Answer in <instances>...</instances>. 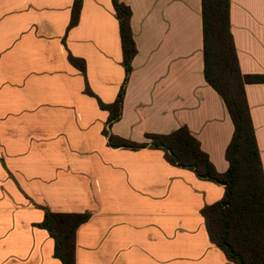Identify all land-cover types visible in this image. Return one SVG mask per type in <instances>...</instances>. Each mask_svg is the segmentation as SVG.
<instances>
[{"label": "crops", "instance_id": "crops-1", "mask_svg": "<svg viewBox=\"0 0 264 264\" xmlns=\"http://www.w3.org/2000/svg\"><path fill=\"white\" fill-rule=\"evenodd\" d=\"M0 0V264H62L39 227L45 210L90 213L76 264H235L201 211L225 187L170 164L163 150L112 147L105 130L151 144L187 126L220 173L234 123L204 75L202 0H122L138 53L121 119L108 127L126 71L113 0ZM244 75H264V0H231ZM83 59L87 77L69 60ZM264 168V83L246 84Z\"/></svg>", "mask_w": 264, "mask_h": 264}, {"label": "trees", "instance_id": "trees-1", "mask_svg": "<svg viewBox=\"0 0 264 264\" xmlns=\"http://www.w3.org/2000/svg\"><path fill=\"white\" fill-rule=\"evenodd\" d=\"M84 0H75L68 31L80 21ZM120 25L124 83L116 101L105 104L86 81V92L95 97L101 109L110 113L108 127L123 115L124 100L133 60L138 53L132 30V9L122 0H113ZM204 29V75L206 81L223 98L232 121L234 135L226 151L229 169L220 173L200 141L183 126L170 134H150L151 144H139L114 136L105 130L109 144L115 148L163 150L166 160L179 168L195 172L198 178L225 187L224 198L201 211L211 241L235 264H264V168L246 94V84L264 83V75H244L232 34L231 0H202ZM70 62L85 78L83 59L69 55ZM90 213H55L45 210L39 227L55 240V256L62 264H76V238Z\"/></svg>", "mask_w": 264, "mask_h": 264}]
</instances>
